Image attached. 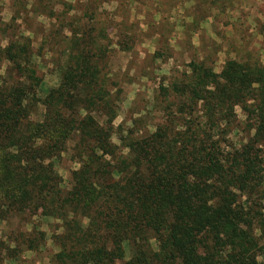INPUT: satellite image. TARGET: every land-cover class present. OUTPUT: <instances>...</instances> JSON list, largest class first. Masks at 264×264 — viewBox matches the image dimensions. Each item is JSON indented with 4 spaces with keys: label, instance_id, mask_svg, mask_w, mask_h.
<instances>
[{
    "label": "trees",
    "instance_id": "16d2710c",
    "mask_svg": "<svg viewBox=\"0 0 264 264\" xmlns=\"http://www.w3.org/2000/svg\"><path fill=\"white\" fill-rule=\"evenodd\" d=\"M82 1L89 27L76 17L81 0H15L55 25L42 42L58 82L42 97L29 37L0 47V264L47 241L48 264H264V66L231 58L216 73L189 61L151 97L152 112L114 127L106 46L134 41L122 31L108 43L111 18ZM236 107L248 132L238 146L228 140ZM68 152L76 166L62 185L56 164ZM9 219L19 225L6 233Z\"/></svg>",
    "mask_w": 264,
    "mask_h": 264
},
{
    "label": "rangeland",
    "instance_id": "374dc122",
    "mask_svg": "<svg viewBox=\"0 0 264 264\" xmlns=\"http://www.w3.org/2000/svg\"><path fill=\"white\" fill-rule=\"evenodd\" d=\"M81 2L76 4V17H80L83 26L89 27L93 22L83 14L81 5L84 2ZM97 2L98 17L102 12L111 18L109 25H112L113 30L109 34L111 36H108V43H114L116 40L113 35L122 31L134 41L129 49L125 46L120 50L114 44L106 46V68L102 70V75L106 76L108 88L112 91L117 89L120 100L112 124L114 127L129 125L128 119L152 112L151 97L154 101L155 97L160 101L159 87L168 81L178 82L187 73L186 65L189 61L203 58L216 73L223 62L231 58L257 61L264 66V0ZM14 3L15 0H0V47L5 46L8 37L14 33L23 32L24 36L29 37L31 51L35 54L34 61L40 63L39 60H42L37 72L41 78L37 96L42 97L48 88L58 82L56 65L50 60V54L42 42L44 38L47 39L48 28L50 30L55 25L44 16L36 17L32 8L25 5L20 6L23 9L19 10ZM29 4L31 3H27ZM234 111L238 130L233 129L228 140L238 146L246 141L248 132L238 107ZM155 116L156 113L151 114L154 121ZM154 121L148 119L147 125ZM141 126L144 127L143 124ZM144 131L140 127L133 136L140 137ZM119 135L124 133L113 134V141ZM75 166L69 152L57 162L56 168L62 185L67 184L68 170ZM48 223L49 228L42 226L47 236L52 231H57V221L49 219ZM18 225V220L9 219L2 231L9 233L16 230ZM52 250L47 241L40 251L20 255L18 264H48V256Z\"/></svg>",
    "mask_w": 264,
    "mask_h": 264
}]
</instances>
